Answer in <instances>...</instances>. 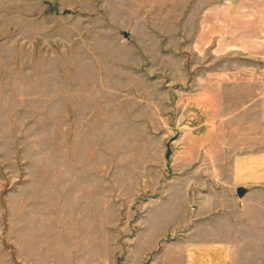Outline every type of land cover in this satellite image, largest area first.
Here are the masks:
<instances>
[{"label":"rangeland","instance_id":"374dc122","mask_svg":"<svg viewBox=\"0 0 264 264\" xmlns=\"http://www.w3.org/2000/svg\"><path fill=\"white\" fill-rule=\"evenodd\" d=\"M239 112L264 0H0V264H264Z\"/></svg>","mask_w":264,"mask_h":264},{"label":"crops","instance_id":"0c3cea01","mask_svg":"<svg viewBox=\"0 0 264 264\" xmlns=\"http://www.w3.org/2000/svg\"><path fill=\"white\" fill-rule=\"evenodd\" d=\"M221 69V68H220ZM237 70V66L235 68ZM252 69V72H259L260 68L253 67L249 68ZM215 73H218L219 71H214ZM223 72H226L223 74ZM212 73V72H210ZM220 76L221 77H228V71L224 70L223 68L220 70ZM209 78L213 79L212 74H210ZM224 83V82H223ZM211 85L204 87V92L203 95H205L204 99L207 103H211L213 101V97H208L207 95L210 94L209 96H212V86ZM230 91L232 90L231 88ZM226 93L227 91L219 92L218 94ZM209 101V102H208ZM223 103L226 101H222ZM233 118L236 120L231 121V122H221L220 126L225 128V143L227 146L230 147L231 150L234 151H240L243 148H251L253 153H261L264 152V121L260 118H254V119H244V115L239 112V114H234ZM231 118V119H233ZM226 120V119H225ZM239 158V156H237ZM187 255V254H186ZM189 255V253H188ZM187 255V256H188ZM197 254L192 255L190 254V257H187V261L189 260L190 263H194L197 261ZM194 261V262H193Z\"/></svg>","mask_w":264,"mask_h":264},{"label":"water","instance_id":"95a60500","mask_svg":"<svg viewBox=\"0 0 264 264\" xmlns=\"http://www.w3.org/2000/svg\"><path fill=\"white\" fill-rule=\"evenodd\" d=\"M243 190L242 189H239L238 190V194H242Z\"/></svg>","mask_w":264,"mask_h":264}]
</instances>
